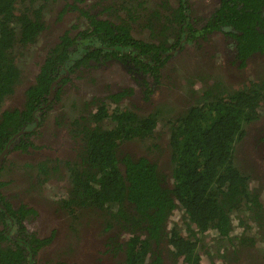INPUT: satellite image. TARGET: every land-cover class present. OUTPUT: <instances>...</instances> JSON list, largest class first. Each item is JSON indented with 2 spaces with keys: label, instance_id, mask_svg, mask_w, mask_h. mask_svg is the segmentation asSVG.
I'll return each instance as SVG.
<instances>
[{
  "label": "trees",
  "instance_id": "trees-1",
  "mask_svg": "<svg viewBox=\"0 0 264 264\" xmlns=\"http://www.w3.org/2000/svg\"><path fill=\"white\" fill-rule=\"evenodd\" d=\"M219 3L214 19L203 24L183 0H177L174 11L160 2L149 9L146 0H0V151L29 122L34 108L56 107L49 90L60 76L53 94L63 100L72 98L73 90L61 87L71 74L111 61L141 82L146 100L136 105L139 110L120 106L133 85L98 103L85 100L69 123L70 152L63 151L47 167L45 161L37 165L39 183L59 186L68 179L69 199L61 204L73 217L76 211L81 219L96 214V226L83 233L85 249L96 243V261L105 257L116 264L122 259L123 264H145L149 258L147 264H164L161 247L169 244L175 260L185 252L183 264H199L195 244L181 232L215 229L225 237L231 210L247 204L254 212L261 210L249 186L251 181L264 186V78L254 62L264 57V0ZM82 23L86 28L78 27ZM56 27L64 28L59 41L46 53L36 78L27 79L18 63L21 50L46 44ZM214 31L225 41L219 67L238 86L213 81L200 93L194 91L195 79L206 80L199 73L188 77L192 99H200L183 101V112L170 108L174 118L165 142L157 129L158 115L169 106L161 102L170 96L164 92V71L175 68L179 55L198 64L210 61L202 48L195 56L188 54V46ZM148 107L153 109L148 114L138 113ZM250 132L255 137L248 141ZM21 147L16 140L14 148ZM20 207L27 212L12 226L1 210L0 264H36L38 252L47 249L48 239L34 242L23 223L35 211Z\"/></svg>",
  "mask_w": 264,
  "mask_h": 264
},
{
  "label": "flooded vegetation",
  "instance_id": "flooded-vegetation-1",
  "mask_svg": "<svg viewBox=\"0 0 264 264\" xmlns=\"http://www.w3.org/2000/svg\"><path fill=\"white\" fill-rule=\"evenodd\" d=\"M159 2L162 5H168L167 7L172 11L177 7V0H146L145 7L154 8ZM183 2L190 6L191 16L198 17L199 20L203 21V24H207L209 20L214 19L215 12L219 9L220 4L219 0H183ZM52 8L53 6L50 7V10ZM70 21L71 19L65 22L69 23ZM58 22L59 24H64L63 21ZM86 25L87 23H82L78 27L84 29ZM62 31H64V28H53L47 39L48 42L39 44L33 50H30L29 57L26 54L23 56V52H21L26 64L25 66L20 64V67L24 68L22 72L27 79L36 78L46 53L52 45L59 41ZM207 37L205 40H194L191 45L189 44L190 52L188 54L195 56L194 52L198 48L204 49L206 47L204 51L212 58L210 61L219 59L218 65L223 64L222 60L226 52L225 41L221 39L222 34L214 31ZM198 43L200 44L198 45ZM228 50L231 51V49ZM228 50L226 49L227 52ZM218 51L220 52L219 55L217 54ZM258 60L261 62H254L259 71L260 66L264 64V57H260ZM174 64L175 68H169L164 71L162 80V83L166 86L164 92H169L170 96L162 98L163 100L161 101L162 103H169L168 107L172 109L173 113L176 110L173 107V103L170 102L181 101L179 99L181 96L179 90L182 88V80L188 81L192 69L181 55L175 57ZM126 71L117 61H111L108 65L104 64L103 66H92L77 70L61 86L63 89L69 88L73 90L70 100L65 97L63 100V95L56 99L53 91L59 86L62 76L53 80L49 90V95H51L49 98L51 101H57L55 103L56 107L51 106L45 112L42 109L48 104L34 108L29 122L23 124L0 151V213H2V210L6 214L5 216L12 226L17 222V217L22 214L25 215L27 212L26 208L20 207V205L24 204L32 208L35 211L34 214H28V218L23 221L26 229L29 230L28 233L31 234L34 242H39L43 238L48 239L47 249H41L38 252L36 264H41L43 258H45L44 261L48 262L50 261L49 258L53 260L62 259L70 261L69 264H116V262L105 259V257L103 260L96 261L95 253L93 252L96 250V243L93 244L95 245L94 248H84V234L86 232L84 234L76 232L81 216L76 211L75 217H73L69 210L61 204L62 200L69 199L70 186L66 187L65 185H70L68 179L62 181V184L55 188V190L63 189V194L59 195V197H54L56 194L50 193V186L54 187V183L43 184L37 181L40 180L37 176L39 173L37 165L45 161L47 167L52 159L61 157L64 154L63 151L70 152L69 148L72 146V138L69 137V123L72 120L71 117L75 109L84 103L85 100H94L95 103H98L100 98L108 96L119 89L127 88L128 85H133V93L121 100L120 106L129 105L130 108L139 110L136 105H144L143 101L146 100V97L141 91V82L131 79ZM259 73L261 72L259 71ZM257 76L259 78L256 80H259L261 77L260 75ZM123 78H125L124 81L120 82ZM155 93L153 92V94ZM189 97L191 100L192 94L190 92L185 98ZM112 107H114V104H112ZM89 108L93 109V106L90 104ZM141 110L138 113L146 115L153 109L148 107ZM177 110L183 112L185 107ZM173 113L163 110L158 115L157 129L164 132L162 137L165 142L168 141L170 120L174 118ZM107 126H111V124H107ZM261 133H264V129ZM252 137H255V133H248V141H251ZM16 140H19L23 147L14 148ZM146 142V146L150 144L149 141ZM139 148L141 150V147ZM258 157V159H261L260 155ZM26 170H28V174H26ZM255 186L257 187L256 182L251 181L249 190L254 192L257 201L261 204V210L254 212L249 204L231 210V213H229L231 229L225 237L220 236L215 229L200 233L196 229L191 228L193 231L181 232L183 235H188V241L191 244H195L193 253L197 254L199 264H264V186L260 188ZM5 202L7 205L4 204ZM110 207L115 209L116 205L113 204ZM93 219L96 220V214L93 215ZM94 235L96 236V233ZM75 236L81 238V247H78L75 243ZM6 246L7 244L3 243V247ZM161 251L164 264H183L185 252L175 260L173 256L174 248L171 245H164L161 247ZM92 255H94V258H92ZM148 261H150L149 258L145 264L149 263ZM48 264H55V262L50 261ZM119 264H123V259Z\"/></svg>",
  "mask_w": 264,
  "mask_h": 264
},
{
  "label": "rangeland",
  "instance_id": "rangeland-1",
  "mask_svg": "<svg viewBox=\"0 0 264 264\" xmlns=\"http://www.w3.org/2000/svg\"><path fill=\"white\" fill-rule=\"evenodd\" d=\"M40 42L38 41L37 44H39ZM30 47H27L25 49L22 50V54L23 56L26 54L28 57L30 56L29 54V49ZM206 49V47L204 48ZM228 50V49H227ZM229 51V50H228ZM230 52V51H229ZM217 54L219 55L220 52L218 51ZM214 55H215V52H214ZM23 56H19L18 58V63L19 64H22V65H25L26 64V61L24 59ZM186 60L190 63V65H192L194 68L197 69V71L195 69H191L190 71V76L189 77H196L199 73V75L204 78L206 80L205 83H201L200 81L198 82L196 79H195V85H194V91L195 89H198L200 91V93L202 92L203 88H205L207 85H209L211 82L213 81H219L221 82L223 85H228L230 84L229 87H235L237 85H233V83H231L230 79L228 78V72L226 73L225 71H223V69H221L220 67H222V64H220V67H219V59L217 60H214V61H207V60H199L201 62V64H198L196 62V60L193 62L191 58L187 57ZM256 62H261L260 60L257 59ZM197 64L194 65V64ZM222 63V62H220ZM193 71H196L195 74H193L194 72ZM260 72H261V76L263 77L264 76V64L260 66ZM119 76H123V75H119ZM237 77V76H235ZM119 78V77H117ZM253 78L254 79H258L259 77L254 74L253 75ZM125 78L121 79L120 82H123ZM190 81H187L185 82L184 79L182 80V88L179 90L180 92V97L179 99L181 101L178 102V100L176 101H172L173 103V107L175 110L179 109V108H182L184 107V104H183V101L184 102H190V103H193L195 102L196 100H199L200 97L197 99V98H193L191 100H186L185 99V96L188 94V92H190ZM183 94H185L183 96ZM182 97H184V99L182 100ZM170 108L167 107V108H164V111L165 112H169ZM251 145V144H249ZM250 159V163L252 161L251 157H248ZM51 188V192L50 193H54L56 194L54 197H59V195H62L63 193V189H58V190H55V188H57V186H50ZM49 193V194H50ZM92 226H96V220L95 219H88V218H82L80 220V224L79 226L77 227L76 229V232L81 234V233H84L86 231H88ZM74 241L75 243L78 245V247H81V243H82V240L80 237L78 236H75L74 237ZM88 245H85V247H87Z\"/></svg>",
  "mask_w": 264,
  "mask_h": 264
}]
</instances>
